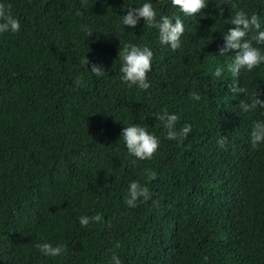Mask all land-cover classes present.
Segmentation results:
<instances>
[{
	"label": "trees",
	"instance_id": "trees-1",
	"mask_svg": "<svg viewBox=\"0 0 264 264\" xmlns=\"http://www.w3.org/2000/svg\"><path fill=\"white\" fill-rule=\"evenodd\" d=\"M0 2L20 23L0 33V264H109L112 252L121 264H264V144L252 148L248 135L264 116L240 112L248 97L228 91L235 83L264 93V64L227 72L231 53L218 48L232 27L230 0H213L219 13L209 0L204 16H181L176 50L142 20L117 28L143 0ZM152 4L156 19L175 12L169 0ZM237 4L264 28V3ZM125 43L153 52L147 89L119 79ZM92 63L106 74L90 73ZM157 113H175L177 129L190 132L166 139ZM130 123L159 138L150 159L127 153L120 133ZM132 180L148 198L129 207ZM81 215L100 219L81 227ZM45 241L63 252L43 256L35 244Z\"/></svg>",
	"mask_w": 264,
	"mask_h": 264
},
{
	"label": "clouds",
	"instance_id": "clouds-1",
	"mask_svg": "<svg viewBox=\"0 0 264 264\" xmlns=\"http://www.w3.org/2000/svg\"><path fill=\"white\" fill-rule=\"evenodd\" d=\"M213 2V0H212ZM264 3V0H260ZM232 11L224 23H230L229 27L222 33L223 44L218 48V54L221 57L227 55L230 57V62L226 64V70L231 77H238L242 72H251L255 67L264 64V49L260 46L264 45V28L261 27V22L255 13H249L238 7L237 0H230ZM209 4V0H169V5L175 12L173 16L160 15L156 19L157 13L153 8L152 0H143L139 6L128 5L127 11L120 15L117 28L135 26L142 20L143 26L155 27L157 30V39L161 45H166L171 50H176L180 46V38L184 32V26L181 16L194 18L196 14L204 16L201 9H204ZM214 4V2H213ZM216 7V5L214 4ZM217 12L220 8L216 7ZM175 13H180L176 15ZM82 30L87 35H91V30L87 25L81 26ZM20 29L18 18L12 14L8 5L0 2V33H17ZM251 33V35H250ZM153 58L152 50L144 45L138 46L135 43H125L119 47L118 59L119 64V79L126 87H137L139 89H147L149 83L146 79V74L149 72ZM88 63L86 56L82 61ZM89 72L97 77L105 75V70L102 65L92 63L88 68ZM215 77L222 76L221 66H216L213 73ZM74 84L82 86V79L77 76ZM228 91L232 94H244L247 100L240 99L238 108L242 113H250L257 109H261V116H264V93L257 91V88L248 92L243 87H238L235 83L228 85ZM198 99V97H196ZM156 119L163 122V127L166 130L164 135L168 140L176 139L177 137L186 136L191 126L187 123L176 127L178 117L175 113H157ZM249 143L252 148L264 144V119L253 120L249 130ZM120 139L124 143L127 153L139 160L150 159L156 151L159 138L152 132L146 130L141 124L130 123L121 129ZM220 148L224 147L225 137L220 136L217 141ZM151 176V173H148ZM148 198V190L136 180L129 182L125 203L129 207L135 206L138 198ZM99 215L91 216L81 215L77 217V222L81 227L89 224L90 220H99ZM35 247L45 257H57L63 252L62 244H51L49 242H37ZM109 264H121V260L115 252H112L109 257Z\"/></svg>",
	"mask_w": 264,
	"mask_h": 264
}]
</instances>
